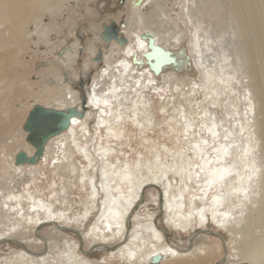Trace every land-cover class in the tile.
<instances>
[{"label":"bare ground","instance_id":"6f19581e","mask_svg":"<svg viewBox=\"0 0 264 264\" xmlns=\"http://www.w3.org/2000/svg\"><path fill=\"white\" fill-rule=\"evenodd\" d=\"M67 1L0 0V112L4 115L0 130L15 129L20 117L26 119L37 104L80 112L70 118L67 128L48 138L35 163H15L19 151L28 156L35 151L26 140L25 120L8 150L1 144L0 239L18 249L0 255V264H42L55 253L66 259L60 264H84L75 256L84 241L106 248L115 243L108 249L110 256L129 263L141 259V264H209L206 256L215 249L197 247V237L192 236L197 230L205 234V226L225 233L238 245L237 251L228 247L224 264H264V0H128L130 10L116 25L126 39L122 45L113 38L104 41L101 33L106 25L100 29L95 25V38L104 53L97 80L84 87L88 79L82 82L78 74L77 80L69 79L46 57L47 52L56 55L71 68L78 52V45L68 37L59 50L50 51L46 36L51 29L42 22L45 14L60 13ZM168 3L175 5L169 14ZM179 21L188 30L189 50L200 78L180 93L194 97L188 99L187 111L174 107L166 121L173 140L160 149L150 145L145 135L155 126L153 100L164 114L167 103L173 102V88L180 87L176 74L191 67L187 48H181ZM230 33L233 39L226 41L225 34ZM149 38L169 50L176 64L166 63L154 73L143 57ZM225 42L231 45V54ZM95 43L86 47L91 56L83 62L85 71L96 62ZM40 47L46 59L36 63V78H27L19 70L20 56L28 50L36 55ZM40 86L48 87L47 92ZM24 90L46 99L32 102L18 114L5 111L12 106L7 98ZM186 113L192 117L187 119ZM127 125L147 143L143 147L150 157L137 151L129 159L123 151L121 145L129 139ZM41 166L51 175L43 187L37 184L39 175L47 179ZM72 189L84 190L83 198L74 199ZM150 191L158 194L160 219L177 233L192 237L186 249L169 244L165 230L150 213L132 223ZM47 224L49 228H41ZM66 230L76 233L80 244ZM30 231L40 244L38 252L20 241Z\"/></svg>","mask_w":264,"mask_h":264},{"label":"rangeland","instance_id":"374dc122","mask_svg":"<svg viewBox=\"0 0 264 264\" xmlns=\"http://www.w3.org/2000/svg\"><path fill=\"white\" fill-rule=\"evenodd\" d=\"M173 7H175V5L172 3H168L166 5V11L168 12V14H169V10L173 9ZM62 10L60 11V13H55V14L47 13L43 16L42 22L45 23L48 29H51L50 32L49 30H47L48 32H47L46 39L51 40L50 43L48 44V47L50 51L53 48H55L53 49V51H55L56 49L59 50L58 48H59V45L63 42L62 40H64L65 37H68V38L74 39L76 45H78L77 46L78 52L76 54V57H74V62L71 68L65 66L64 63H60L56 55H49V52H47L46 57H48V59L50 60V63H54L56 66H58V68H61L60 69L61 73H63V70H64L65 75L68 76L69 79L74 81V80H77V77L75 78L74 75L78 74V77L83 76V72L85 71L84 63L88 62V58L91 56V54L86 50V47L88 46V42L95 41L96 47L99 46L94 56L95 58L94 61L96 62L93 64L91 63L90 69L86 70L88 71L87 73L88 81L84 83L83 85L84 87V86H87L89 82L92 83V81L97 80L96 76L98 74V66L101 63L100 55L104 53V49L102 46L103 44H100L99 42H97V39L95 38V32H94L95 25L96 27H98V29H100L99 26L104 23H109L108 21H110V19H112L111 21L113 22L116 21L114 22L115 24L119 23V21L122 22L130 10L129 2L128 0H68L65 3V8ZM144 11L146 10L144 9ZM178 23H179V27L183 29L182 31L183 33H182L181 40H180L181 48L182 47L187 48L186 49L187 57L191 60V67L176 74L175 79L180 84V87H178L177 90L173 88V94H174L173 102L171 101L167 103V107H166L164 114H161L158 112L159 104L157 103L156 100L155 101L153 100V109L155 110V124H154L155 126H152V128L149 129L145 133V135L150 138L151 140L150 145H152L153 147L159 146L160 149H163V145L171 146V142L173 140L172 139L173 134L171 132H168V130H170L169 128L170 126H168L166 121L169 122L167 118H169V116H172L174 114L173 112L174 107H177L180 109L183 106L184 108H186V111H187L189 109L188 99H193L194 97L190 93L186 95H182L180 93H182V91L183 92L188 91L189 86H190V84L188 83L191 82V80H198L200 78L199 67L194 63L192 55L189 50L190 46L188 42L190 40V37H189L188 30L186 29V26L184 24L180 23V21ZM188 26H190V24H188ZM32 28L33 27L31 26V29ZM225 36H226V41L227 39H233L232 33L225 34ZM41 43L47 45L44 40ZM225 44H226L227 49L229 50V53L231 54V50H232L231 45L228 42H225ZM42 49L43 48L40 47L41 51H38L36 55L33 54L31 50H28L26 53L20 56L19 70H21L23 74L26 73L25 76H27V78L29 76L33 79L36 78L37 76L36 74L38 73V70H39L36 63L46 59L42 53ZM42 56L44 58H42ZM42 85H44V83ZM40 87L44 88V90L47 92L48 87H44V86H40ZM56 95H58L57 92H56ZM85 97H86V94H83L84 99ZM197 97L199 99H201L202 97L200 89H199V94H197ZM45 99L46 98H44L42 95H36L35 93L32 94L31 91H28V90L16 91L14 96H10L9 98H7V101L12 103V106L11 107L6 106L4 109L5 111L11 114H18L16 113V111H19V112L26 111L29 105L32 104V102H37V101L44 102ZM20 101L23 104L20 103ZM2 102L3 101L0 102V108H3ZM215 112H216L215 113L216 117L218 116L217 118L222 117V113L221 112L219 113L218 109H215ZM18 116L20 117V114ZM19 117H16V118L19 119ZM186 117L187 119H189L190 117H192V115L186 113ZM23 118L24 117L22 116L20 117L21 120H19L15 129L7 130L4 128L0 130V138H1L0 148H1V144L5 143L7 150H8V148L10 147L11 141H13L15 137L18 135L17 130L20 128L21 123H23V121L25 120V119L23 120ZM3 120H4V115L2 112H0V129L3 128L2 127ZM126 128H127L126 129L127 133L129 134V139L127 138L124 139L121 147L123 151H126L127 153L126 155L128 154L130 155L129 159H132V157H135L137 155L136 154L137 151H141L143 155L150 157V154L146 153L147 151L143 147L147 143L146 142L142 143L141 141H139V133L137 131L130 132L128 125L126 126ZM166 132L168 135L166 134ZM3 147L5 146L3 145ZM164 151L163 153H166V151L165 152ZM41 169H42V166L40 168V171L43 170ZM43 172L45 173L47 179L43 175H39L37 184L41 185V187L46 185L45 182L49 180L51 176L50 173H48V169L45 167H44ZM169 178L171 180V183L175 184L172 174L169 175ZM186 182L191 188V190H193L194 188H193L192 179L190 177H187ZM72 191L75 192L74 196L76 195L74 199L78 200L79 198L78 196H81V198H83L84 190L72 189ZM157 200H158L157 192L156 193L152 191L147 192L143 196V199L140 201V207L137 210L139 211V215L135 214L133 215L134 217H131V219H133V221L131 220L132 223L136 221V219H142V218L144 219V217L147 218V215L150 213L152 214L153 218H155L156 222L160 223L159 225L165 230L164 231L165 240L169 244L177 247L178 249H181V250L186 249L187 246L191 245L190 240L192 237L188 236L187 233L185 234L177 233L176 231L172 230L173 229L172 224H169L168 226L165 223L166 222L165 219H160L159 208L157 207ZM56 205H59V204H56ZM79 208L80 206L76 207V209H79ZM49 227L50 225L47 224L41 228L44 229V228H49ZM86 227L88 228L89 226L87 225ZM203 229L205 230V234H203L204 232H198V230L192 232L193 233L192 236L194 235L195 237H197L195 238L196 246L201 247L204 250L206 248L207 251L214 248L216 253H213V255L208 254L206 256V259H208L210 263L212 262L213 264H224L226 262L224 260H226L227 253H229L228 247L230 248V250L237 251L238 245L233 243L232 241L230 242L227 236H225V233L219 232L215 230L214 228H212L211 226H207V227L205 226ZM37 230H38V227H37ZM71 231L66 230L65 232L69 236L73 237L74 240H78L76 242H79L80 244V240L78 239V237H76L77 234ZM78 231L81 232V229L80 230L78 229ZM41 235L45 237L46 230H44ZM20 241L22 242L24 246L26 245L25 247L27 249L29 248L30 251L32 250L33 252H38V249L40 248V244L36 240H34L33 235L31 234V231L29 232V235L27 237L25 238L22 237ZM8 242L9 241H7V239H0V255H10V254H13L12 252L18 249L17 246L9 244ZM113 246H115V243H113L112 245H108V248H106V247H101V246L89 245L87 242L84 241V242H81V246H80L81 248H77L75 250V256H77V260H80V262L83 261L84 264L86 263V261L89 264H141L142 262L141 259H139L136 263H129L128 261L123 260L120 257L110 256L108 249ZM234 255L236 254L234 253ZM64 258L65 257L62 256L61 254L58 255L55 253V254H52L51 257L45 259V261H41L42 259H40V261L42 262V264H60V262L62 263L65 262L66 259ZM156 262H158V260Z\"/></svg>","mask_w":264,"mask_h":264},{"label":"water","instance_id":"95a60500","mask_svg":"<svg viewBox=\"0 0 264 264\" xmlns=\"http://www.w3.org/2000/svg\"><path fill=\"white\" fill-rule=\"evenodd\" d=\"M111 24L103 26L101 38L104 41H109L113 38L119 45H122L126 39L121 37L116 31L113 32L114 30L111 29ZM143 57L146 64L154 73L160 72L162 66L166 63L176 64L171 52L156 45L152 38H149L147 41V50L143 53ZM82 101L84 102L85 99L82 98ZM77 114L80 115V112L74 107H69L65 110H56L44 108L38 104L34 105L27 114L23 129L27 132L26 140L35 148V151L31 156H28L22 150L19 151L15 155V163H35L37 158L41 156L44 144L48 138L67 128L70 123V118ZM157 260L158 258L156 257L154 261Z\"/></svg>","mask_w":264,"mask_h":264},{"label":"flooded vegetation","instance_id":"af4514ba","mask_svg":"<svg viewBox=\"0 0 264 264\" xmlns=\"http://www.w3.org/2000/svg\"><path fill=\"white\" fill-rule=\"evenodd\" d=\"M110 22H111V21H110ZM110 22H109V23H104V24H102V25H106V26H108V25L111 24ZM116 25H117V24H115V23L113 22V25L111 24V29L114 30L113 32H115V31L117 32V31H118V34H119V30H117L118 27H117ZM101 31H102V29H101ZM121 37H122V35H121ZM113 41H114V40H113ZM114 42H116V41H114ZM93 58H94V57H93ZM94 59H95V58H94ZM88 70H89V69H88ZM87 73H88V71H85V72H84V75H83L84 77H83V76L80 77V79H81L82 82H84V81H86V80L88 79V76H87L88 74H87ZM81 91H82V90H81Z\"/></svg>","mask_w":264,"mask_h":264},{"label":"snow or ice","instance_id":"6c2138e0","mask_svg":"<svg viewBox=\"0 0 264 264\" xmlns=\"http://www.w3.org/2000/svg\"><path fill=\"white\" fill-rule=\"evenodd\" d=\"M96 103H97V105H98V103H99V102H98V101H96ZM73 123H76V121H75V120H73ZM190 167H191V165H190ZM221 178H223V177H221Z\"/></svg>","mask_w":264,"mask_h":264}]
</instances>
